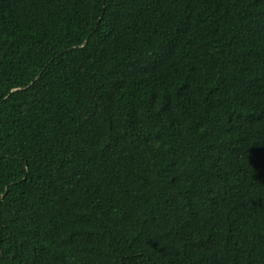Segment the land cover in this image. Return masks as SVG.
Instances as JSON below:
<instances>
[{
  "label": "trees",
  "instance_id": "16d2710c",
  "mask_svg": "<svg viewBox=\"0 0 264 264\" xmlns=\"http://www.w3.org/2000/svg\"><path fill=\"white\" fill-rule=\"evenodd\" d=\"M0 264H264V0H0Z\"/></svg>",
  "mask_w": 264,
  "mask_h": 264
}]
</instances>
